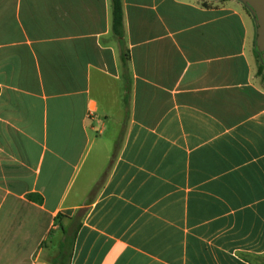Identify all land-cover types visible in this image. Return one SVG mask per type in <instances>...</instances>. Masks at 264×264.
Returning a JSON list of instances; mask_svg holds the SVG:
<instances>
[{"label": "crops", "instance_id": "1", "mask_svg": "<svg viewBox=\"0 0 264 264\" xmlns=\"http://www.w3.org/2000/svg\"><path fill=\"white\" fill-rule=\"evenodd\" d=\"M121 10L0 0V264H264L254 16Z\"/></svg>", "mask_w": 264, "mask_h": 264}, {"label": "water", "instance_id": "2", "mask_svg": "<svg viewBox=\"0 0 264 264\" xmlns=\"http://www.w3.org/2000/svg\"><path fill=\"white\" fill-rule=\"evenodd\" d=\"M253 13L257 25L256 45L264 62V0H239Z\"/></svg>", "mask_w": 264, "mask_h": 264}, {"label": "trees", "instance_id": "3", "mask_svg": "<svg viewBox=\"0 0 264 264\" xmlns=\"http://www.w3.org/2000/svg\"><path fill=\"white\" fill-rule=\"evenodd\" d=\"M113 3H114V28L117 34L120 35V37H122L123 34L121 33V29H122L121 0H113ZM257 58L259 63L258 76L261 77L262 81H264V62L262 60V56L259 50H257ZM39 199H40L39 201H41V198Z\"/></svg>", "mask_w": 264, "mask_h": 264}, {"label": "rangeland", "instance_id": "4", "mask_svg": "<svg viewBox=\"0 0 264 264\" xmlns=\"http://www.w3.org/2000/svg\"><path fill=\"white\" fill-rule=\"evenodd\" d=\"M246 7H247V9L250 11V13L253 15V13H252V11L250 10V8L247 6V5H245Z\"/></svg>", "mask_w": 264, "mask_h": 264}]
</instances>
